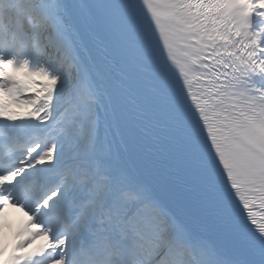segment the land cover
<instances>
[{
  "label": "snow or ice",
  "instance_id": "1",
  "mask_svg": "<svg viewBox=\"0 0 264 264\" xmlns=\"http://www.w3.org/2000/svg\"><path fill=\"white\" fill-rule=\"evenodd\" d=\"M0 264H264V0H0Z\"/></svg>",
  "mask_w": 264,
  "mask_h": 264
},
{
  "label": "bare ground",
  "instance_id": "2",
  "mask_svg": "<svg viewBox=\"0 0 264 264\" xmlns=\"http://www.w3.org/2000/svg\"><path fill=\"white\" fill-rule=\"evenodd\" d=\"M6 212H7L8 222L12 225V230H13V226L15 224L16 218L21 216V214L19 212H17L15 209H7ZM5 235L7 236V239L9 241H11L12 231L5 229Z\"/></svg>",
  "mask_w": 264,
  "mask_h": 264
}]
</instances>
